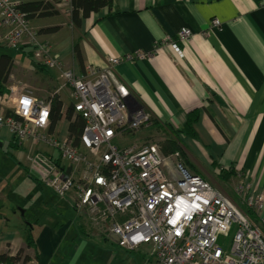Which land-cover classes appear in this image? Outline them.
<instances>
[{
	"label": "crops",
	"instance_id": "0c3cea01",
	"mask_svg": "<svg viewBox=\"0 0 264 264\" xmlns=\"http://www.w3.org/2000/svg\"><path fill=\"white\" fill-rule=\"evenodd\" d=\"M15 1L20 6L34 1L54 4V12L34 14L30 25L39 41L50 46L52 55L61 58L63 67L77 74L84 73L88 65L106 68L109 56L123 58L135 51L153 55L122 59L115 74L128 86L130 101L151 113L149 126L164 131L173 142L172 148L157 144L169 158L168 173L175 174L179 159L206 179L211 169L233 168L249 175V181L264 191V0H113L111 8L91 13L78 28L72 23L70 0ZM215 18L221 22L220 28L211 26ZM183 27L193 33L188 42L176 39ZM4 32L0 33V58L12 55L13 67L4 85L6 94H0V112L10 114L6 99L22 83L31 86L39 99L54 96L52 100L61 102L65 118L64 112L74 101L72 89L64 85L62 70L41 69L34 63L27 53L33 49L31 43L14 49L16 54L3 50L11 49L4 42ZM169 39L179 42L182 55L167 43ZM65 89L72 98L69 103L61 97ZM194 108L198 117L195 134H191L184 129ZM63 119L61 131L65 133L68 123ZM31 151L35 150L30 141L18 143L9 128L0 126V256L17 257L18 264H68L72 259L75 262L71 254L83 237L93 238L106 251L103 264H131L134 256L129 252L155 255L154 246L147 244L124 249L115 235L107 234L74 205L76 218L64 223L31 222L27 211L29 206L33 209L34 201L27 202L35 190L33 179L36 189L45 187L37 175L33 177L29 171L26 175L9 156L13 152L18 163L26 167L27 162L29 168ZM19 183L28 185L16 194ZM28 235L34 246L27 245ZM66 239L76 248L71 246L69 253L60 254Z\"/></svg>",
	"mask_w": 264,
	"mask_h": 264
},
{
	"label": "built area",
	"instance_id": "2783aa9c",
	"mask_svg": "<svg viewBox=\"0 0 264 264\" xmlns=\"http://www.w3.org/2000/svg\"><path fill=\"white\" fill-rule=\"evenodd\" d=\"M19 6L15 0H0V33L5 31L6 46L18 49L31 43L38 64L61 69L64 85L72 89L74 117L84 121L78 138L70 135L69 121L62 133L61 120L56 125L52 121L54 96L39 99L22 83L10 92V114L0 112V126L9 128L17 142L46 145L45 152L27 157L42 185L59 197L70 195L73 205L115 235L124 249L154 246L158 264H264V191L249 175L238 173L239 203L180 159L175 174L168 173L169 158L155 143L125 148L114 143L149 126L152 119L148 110L130 101L128 86L116 77L115 67L122 59L153 55L135 51L123 58L109 56L106 68L88 65L77 74L39 41ZM221 25L217 18L211 22L212 27ZM192 35L183 27L176 39L188 42ZM178 41L167 43L182 55ZM233 229L231 245L224 249L220 237Z\"/></svg>",
	"mask_w": 264,
	"mask_h": 264
},
{
	"label": "rangeland",
	"instance_id": "374dc122",
	"mask_svg": "<svg viewBox=\"0 0 264 264\" xmlns=\"http://www.w3.org/2000/svg\"><path fill=\"white\" fill-rule=\"evenodd\" d=\"M3 50L8 51L11 54H16V50H14V49H9V50L3 49ZM62 81L63 80H61L59 82L62 84ZM39 92L40 91H38V93ZM48 94L45 95V97H47ZM61 97L65 103H69L72 100V98L69 96L68 90H66V89L61 90ZM6 102L8 103V99H6ZM66 123H68L67 120H66ZM60 126L63 129L65 128L63 121H61ZM155 128L156 127H154V126H149L148 128L143 127L137 131L127 133L123 137L116 138L114 140V143L119 148L129 147L135 143H137L139 145L155 143V144H158L160 146H164V145L168 146V144L170 143V140L167 139L168 137H167V135H165L166 133L164 131H160L159 128H156V130H154ZM147 133H152V134H149L146 137ZM136 138H138V139H136ZM20 142H22V141H18V143H20ZM30 142L33 144V150H35V151H31V153L36 152V151L45 152L47 150L46 145H44V143H42V142H40L42 144H38V145L43 146L42 150L41 149L39 150L40 147L37 149L36 142H33L31 140H30ZM4 149L5 150L8 149L7 144L5 145ZM11 154H9V156L13 159L14 163L16 165H18V167L23 168L25 173H27L29 171V173L33 177H36V174L30 169V167L28 168L27 162L25 163L27 166L25 167V165H23V167H22V165L18 163L19 162L18 159H16L14 156H12L13 154L12 155ZM15 154H17V153H15ZM29 154L30 153H28V155ZM166 154H168V153H166ZM210 171L211 172L208 175L209 177L207 176V179L214 186L218 187L224 193H226L227 195H229L234 200H236L237 202L240 203V200L238 199V196L235 193L237 184L239 183V180H240V177H237L238 174L236 176H232L227 181H221L219 178L221 176L222 169H220V170L219 169L218 170L211 169ZM26 175H28V173ZM30 181H32V179H30ZM33 182H34L33 185L35 187V190H34V193L32 195V199H30L27 202V203H29V202L34 201V203L32 205L33 209L31 206H29L28 207L29 210L27 211L28 218L32 217L31 222H33L34 224L39 223L40 225H44V223H46V224H48V223L49 224L50 223L57 224V222L64 223L68 219L76 218L77 210L73 207L70 195H68L66 197H59L55 193H53L51 190H49V188L47 189L45 186H43L45 188H43L42 190H40L39 188L36 189L37 184H36L34 179H33L32 183ZM40 184L42 185V183H40ZM25 185H28V184L19 183L16 186V192L15 193L16 194L23 193V191H21V189ZM40 191H42V193H41L42 198L40 195ZM43 196H44V198H43ZM40 198H41V202H40ZM244 207H246V206L244 205ZM72 227L74 228V226H72ZM233 234H234V229L231 231V233L228 236H221L220 237V244L224 249H228L230 247ZM110 243L112 244L113 241L112 242L110 241ZM71 244H72L71 240L66 239L61 245L60 254H64L65 251L67 253H69L71 251V246H72ZM78 244H79V246H78L77 250L75 251V249H74L72 254H71V256L75 257V262L72 259L71 262H69V261L67 262L68 264H73V263H77V262H80V264H103L104 263L103 258L106 257V254H105L106 251L103 250V248L99 242L94 241L93 238L83 237V242L78 243ZM73 247L76 248L75 245H73L72 248ZM129 253L134 256V261L131 264H158L156 261V256L154 254L150 255L148 253H140L137 251L136 252H129ZM55 259H56V257H55ZM128 264H130V263H128Z\"/></svg>",
	"mask_w": 264,
	"mask_h": 264
},
{
	"label": "trees",
	"instance_id": "16d2710c",
	"mask_svg": "<svg viewBox=\"0 0 264 264\" xmlns=\"http://www.w3.org/2000/svg\"><path fill=\"white\" fill-rule=\"evenodd\" d=\"M72 5V23L73 25L78 28L81 24V21L83 18H87L90 16L91 13L99 12L105 7L111 8L113 6V0H70ZM54 4L51 2H45V1H34L29 3H24L21 6H19L23 11L27 12L28 17L31 18L34 14L40 13V14H47L54 12L55 8L53 6ZM32 50L28 51V56L40 66L41 69H47L45 65H40L37 63L36 59L34 58V46L32 45ZM13 67V56L6 53L2 54L0 58V94H6V90L4 88V85L7 83L9 75L11 73ZM65 118L69 121V133L72 136H75L78 138L80 135L82 128L84 126V121L76 115L74 112L73 105L69 106L66 111L64 112ZM74 117V118H73ZM198 117V111L197 108H194L189 111L188 118L185 123V129L184 131L187 133L195 134L194 131V125L197 121ZM63 117L62 112V104L61 102L57 101V99H54V108L52 113V121L53 125H56L58 121H60ZM73 118V120H72ZM151 119V123H152ZM172 132L174 133V130L170 128ZM169 147L172 148L174 146L173 142H170ZM238 171H236L233 168H222L220 180L221 181H227L232 176H236ZM248 212H251V210L248 209ZM252 213V212H251ZM27 245L28 246H34L31 240V236H27L26 238ZM0 260L7 261L8 264L15 263L17 260V257H11L7 254L1 255Z\"/></svg>",
	"mask_w": 264,
	"mask_h": 264
}]
</instances>
